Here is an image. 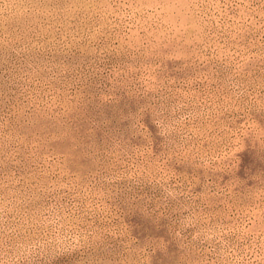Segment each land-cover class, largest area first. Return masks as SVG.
<instances>
[{
	"label": "rangeland",
	"instance_id": "1",
	"mask_svg": "<svg viewBox=\"0 0 264 264\" xmlns=\"http://www.w3.org/2000/svg\"><path fill=\"white\" fill-rule=\"evenodd\" d=\"M0 264H264V0H0Z\"/></svg>",
	"mask_w": 264,
	"mask_h": 264
}]
</instances>
